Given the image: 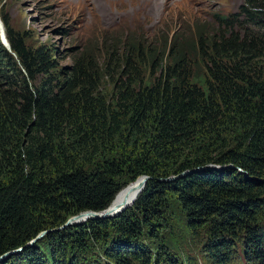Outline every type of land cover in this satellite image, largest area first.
Wrapping results in <instances>:
<instances>
[{"label": "trees", "instance_id": "obj_1", "mask_svg": "<svg viewBox=\"0 0 264 264\" xmlns=\"http://www.w3.org/2000/svg\"><path fill=\"white\" fill-rule=\"evenodd\" d=\"M0 21L10 47L0 42V255L23 248L9 260L49 264L26 246L46 231L49 260L64 264L68 246L83 250L89 241L82 224L58 228L107 208L125 180L145 175L125 213L90 224L107 235L104 256L148 264L152 253L135 243L140 225L157 237L182 212L188 227L210 230L212 261L249 235L254 250L241 261L251 252L264 264L256 227L264 217V0L155 27L117 51L87 44L65 67L46 47L28 45L2 12ZM207 165L225 168L179 176ZM111 229L123 240L109 241ZM164 259L181 260L167 251Z\"/></svg>", "mask_w": 264, "mask_h": 264}, {"label": "rangeland", "instance_id": "obj_2", "mask_svg": "<svg viewBox=\"0 0 264 264\" xmlns=\"http://www.w3.org/2000/svg\"><path fill=\"white\" fill-rule=\"evenodd\" d=\"M100 1H105L104 12L101 6L97 4L98 0H0V12L7 16L12 28L25 37L28 45L46 47L51 52L55 62L60 67H65L71 63L72 57L87 44H93L101 52L103 50L105 52L109 51L107 46H111L117 51L120 46L125 44L127 39L133 36L145 39L149 30L151 31L155 27L159 31L163 29L169 31L178 20H181V23L184 24H191L194 21H209L214 13L227 15L238 11L239 6L244 2V0ZM106 14L112 15L113 20L110 24L104 21L101 16H106ZM1 40L2 36L0 34V42L4 45ZM113 42L115 43L113 44ZM1 58L0 52V64L2 63ZM125 181H127L126 185L131 183L130 180ZM126 185H123L121 189ZM122 213L123 211L113 218ZM135 216L141 223L137 213ZM175 217L164 225H160L159 236L157 237L149 235L147 227L140 225L144 229L142 236L135 243L142 244L147 251L149 250L152 253L148 264H168L164 259L166 251L171 256L174 255L183 259V264L186 263V260L188 264H256V261L254 262L255 256L249 254L251 252L248 253V256L246 255L250 261L246 259L241 261L244 258V250L253 249L251 246L254 245V240L248 241L249 235L246 239L243 236L237 237L238 243L237 238H232L229 250L221 251L223 254L219 258L220 262H214L208 255L209 240L207 238L211 233L210 230L207 227L206 229L205 227H202L203 229L188 227V221L182 212L177 213ZM71 218L69 217L66 223L70 221L71 225L76 222V224H82L80 227L86 229L90 238L87 237L86 240L89 241L88 245L90 248L82 250L68 246L65 252L67 255L63 257L64 264L72 263L74 261H71L73 256L77 259L78 264H116L113 260L104 256L105 248L108 244L104 243L103 239L107 238V235L102 236V234L95 233L97 230L93 231V228L90 227L91 223L95 225L97 220L102 219L86 218L83 221L72 222L73 219ZM105 223H108V221H105ZM63 225L58 229H63ZM256 227L260 229L258 231L264 234V217ZM79 231L78 228H73V235H77ZM99 231H104L103 226ZM116 231H119V229ZM116 231L111 229L108 236L109 241L112 239L123 240L121 234ZM45 235L39 238L36 235L31 241L37 240L29 246L31 247L30 249H36L39 254L43 253V258L46 262L52 264L48 257V250L45 249ZM78 236H81V232H79ZM262 241L264 242V237L260 239L259 243ZM263 244H260L257 250L262 249V252H264ZM211 249L214 250L213 247ZM22 251L23 248L19 250V253ZM9 252L11 250L2 253L0 257ZM19 253L18 256L20 255ZM160 253L161 256L158 258ZM11 257H14V255L10 256L4 264H24L18 258L9 260ZM155 260L156 262L154 263ZM179 261L181 264V260ZM133 264L138 263L134 262Z\"/></svg>", "mask_w": 264, "mask_h": 264}, {"label": "water", "instance_id": "obj_3", "mask_svg": "<svg viewBox=\"0 0 264 264\" xmlns=\"http://www.w3.org/2000/svg\"><path fill=\"white\" fill-rule=\"evenodd\" d=\"M0 30L3 32V26H2V24H0ZM228 167H231V166H228ZM223 168H225V166L224 167H220V166H216V165H207V166H204V167H198L196 169L186 171L184 173H181L179 176L184 177L186 175H189V174H192V173H196V172H201V171H205V170H214V169L215 170H218V169L220 170V169H223ZM240 172L243 173L245 177H248V175L246 173H244L242 171H240ZM137 179H139V181H140L139 188H138V191H139V190H142L144 188L145 183L148 180V177L145 176V175H141ZM173 179H176V177H171V178L165 179L164 181H171ZM110 207L111 206H108L107 208H105V209H103L101 211H98V212H96V211H84V212H81V213H79V214H77L75 216H71L72 217L71 219H73L72 222L79 221V220L80 221H83L86 218H88V219H104V218H108V217H114V216H116V215H118V214L121 213V209L122 208H120V209H118V210H116L114 212L104 211V210H106V209H108ZM76 223H73V224H76ZM70 224H71L70 221L67 222V223L65 222V224L63 225V227L64 226H68ZM46 233H47L46 231L40 232L39 235H37V238L41 237L42 235H44ZM35 240H37V239H35ZM35 240L29 242L28 245H30ZM20 249H22V248H18V249L11 250V252L7 253L6 255L1 256L0 257V261L3 258L7 257L9 254H12V253H15V252H19Z\"/></svg>", "mask_w": 264, "mask_h": 264}, {"label": "bare ground", "instance_id": "obj_4", "mask_svg": "<svg viewBox=\"0 0 264 264\" xmlns=\"http://www.w3.org/2000/svg\"><path fill=\"white\" fill-rule=\"evenodd\" d=\"M110 1V0H109ZM104 2L98 0V3L101 8L103 9L102 11L104 12ZM96 7V6H95ZM109 8V7H107ZM115 15V14H114ZM103 20L106 21V22H109L108 24H110L113 20L112 18V15L111 14H106V16L104 15H101ZM103 22V21H102ZM137 182V186L136 188L134 189V191L132 193H130L129 195L127 196H124L122 198H120L119 200L117 199V197L122 193V192H125L126 190H128V188L132 187L134 183ZM139 184H140V181L139 179L137 180H134L132 181L131 183L127 184L125 187H123L121 190H119L116 194V196L114 197V199L112 200L111 204L109 206H111L110 208L104 210V211H108V212H114L120 208L121 211H125L127 208H129V206L135 202V199L138 197V195L141 193L142 190H139L138 191V188H139ZM145 187V186H144ZM29 246V245H28ZM19 252H15V253H12V254H9L7 257L3 258L1 261H0V264L1 263H4L5 261H7V259L10 257V256H15V255H18ZM181 264H183V259H181ZM185 264H188V261L186 260V263Z\"/></svg>", "mask_w": 264, "mask_h": 264}, {"label": "clouds", "instance_id": "obj_5", "mask_svg": "<svg viewBox=\"0 0 264 264\" xmlns=\"http://www.w3.org/2000/svg\"><path fill=\"white\" fill-rule=\"evenodd\" d=\"M0 24H2L1 23V21H0ZM3 26V25H2ZM0 34H1V36H2V43L4 44L3 46H5L6 47V49L8 50V51H10V47H9V44H8V42L6 41V38H5V34H4V28H3V32L0 30ZM8 46V47H7Z\"/></svg>", "mask_w": 264, "mask_h": 264}]
</instances>
